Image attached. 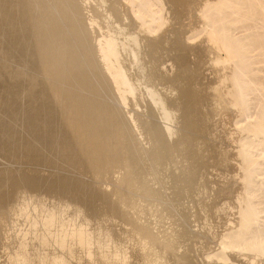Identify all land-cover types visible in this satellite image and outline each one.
<instances>
[{"label":"bare ground","instance_id":"obj_1","mask_svg":"<svg viewBox=\"0 0 264 264\" xmlns=\"http://www.w3.org/2000/svg\"><path fill=\"white\" fill-rule=\"evenodd\" d=\"M0 264H264V0H0Z\"/></svg>","mask_w":264,"mask_h":264}]
</instances>
